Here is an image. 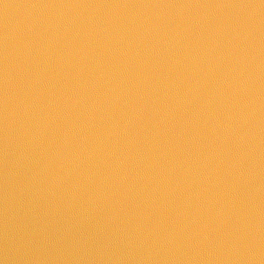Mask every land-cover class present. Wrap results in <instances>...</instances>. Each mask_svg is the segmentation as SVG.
Instances as JSON below:
<instances>
[{
  "label": "water",
  "instance_id": "water-1",
  "mask_svg": "<svg viewBox=\"0 0 264 264\" xmlns=\"http://www.w3.org/2000/svg\"><path fill=\"white\" fill-rule=\"evenodd\" d=\"M0 264H264V0H0Z\"/></svg>",
  "mask_w": 264,
  "mask_h": 264
}]
</instances>
